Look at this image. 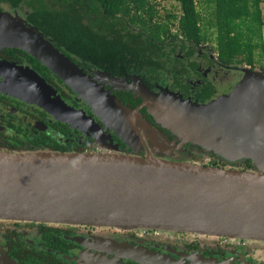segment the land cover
<instances>
[{"label": "water", "instance_id": "water-1", "mask_svg": "<svg viewBox=\"0 0 264 264\" xmlns=\"http://www.w3.org/2000/svg\"><path fill=\"white\" fill-rule=\"evenodd\" d=\"M0 47H20L50 66L97 114H103L127 142L145 130L156 147L181 149L191 143L229 162L250 159L249 169L193 160L141 156L120 151L58 152L0 150V220L89 224L118 229L157 227L198 235L264 240V72L246 67L234 89L208 102L137 80L143 101L133 109L77 67L34 25L18 13L0 10ZM49 107L57 118L74 122L62 99L23 91ZM147 107L172 139L142 118ZM105 246L129 257H157L116 241ZM141 256V255H140ZM0 264H18L6 251ZM117 264H127L123 261Z\"/></svg>", "mask_w": 264, "mask_h": 264}, {"label": "flooded vegetation", "instance_id": "flooded-vegetation-1", "mask_svg": "<svg viewBox=\"0 0 264 264\" xmlns=\"http://www.w3.org/2000/svg\"><path fill=\"white\" fill-rule=\"evenodd\" d=\"M0 10L18 13L27 23L34 25L27 20L31 12L28 5L14 6L0 0ZM83 24L92 26L99 34L104 33V27L98 21L86 20ZM176 24L177 20L172 25L173 34L178 32ZM37 29L77 67L83 69L92 81L127 107L135 109L143 101L134 89L138 79L159 91L156 84L151 86L136 71L122 67L123 64H119L118 68L117 64L111 65L104 56H99L102 65H98L79 47H69L65 35L54 36L48 31ZM172 42L195 45L190 54L195 68H190L186 86L177 89L185 97L208 102L230 93L244 75L242 65L222 63L209 42L196 44L181 34L177 38L170 35L166 43L168 48ZM205 45L208 50H203ZM178 50L179 57L185 58L188 48L180 47ZM225 69L230 77L218 81L219 73L225 74ZM232 69L236 71L230 74ZM23 91H42L50 101L62 99L73 109L76 121L65 122L57 118L49 107L25 99L21 95ZM140 113L170 138L175 137L156 124L145 106L141 107ZM144 132L141 130L142 140L127 143L105 116L97 114L92 105L48 64L20 47H0V150L120 151L141 156L149 153L155 155L156 147ZM164 149L174 154L177 160L213 163L209 155L188 144L181 149ZM108 241L131 245L137 249L136 253L141 248L149 249L160 259L173 261L174 264H264V240L258 239L198 235L157 227L118 229L89 224L0 220V248L19 264H117L120 261L127 264H164L140 253L141 256L134 255L136 258L121 253L118 255L105 246Z\"/></svg>", "mask_w": 264, "mask_h": 264}, {"label": "trees", "instance_id": "trees-1", "mask_svg": "<svg viewBox=\"0 0 264 264\" xmlns=\"http://www.w3.org/2000/svg\"><path fill=\"white\" fill-rule=\"evenodd\" d=\"M4 1L14 6H30L27 20L36 28L54 36L65 35L69 47H79L98 65H102L99 56H104L111 65L117 64L118 68L123 64L122 67L136 71L153 87L155 84L158 88V85L169 86L181 93L177 89L186 86L190 68H195V62L190 58L195 45L172 42L168 48L166 43L170 35L177 38L181 34L196 44L209 42L222 63L251 68L259 65L264 72L263 0ZM162 1L178 2L180 15L170 13L166 20L162 19L158 9V3ZM86 20L98 21L104 27V33L99 34L92 26L83 24ZM176 20L178 32L173 34L172 25ZM180 47L188 48L185 58L177 54ZM147 112L155 120L148 109ZM188 145L209 155L215 166L242 169L252 166L250 159L231 163L213 153H205L201 146Z\"/></svg>", "mask_w": 264, "mask_h": 264}, {"label": "rangeland", "instance_id": "rangeland-1", "mask_svg": "<svg viewBox=\"0 0 264 264\" xmlns=\"http://www.w3.org/2000/svg\"><path fill=\"white\" fill-rule=\"evenodd\" d=\"M6 7H8V5L5 4ZM261 8H262V13H263V19H264V0L263 2L261 3ZM158 9H159V13L161 14V18L166 20L167 19V15L170 14V13H176L177 15H179L181 13V9H180V4L176 1H162V2H159L158 3ZM263 35H264V29H263ZM201 48V47H200ZM203 50H208V46L205 45V47L203 46L202 47ZM215 53V52H213ZM243 66V71L246 67H249L248 65H242ZM256 69L258 70H261L259 68V65L256 67ZM236 69H232L230 74L232 73H235ZM223 72H225V74H221V72L219 73V77L217 78L218 81L221 79V78H226V77H230L229 72L225 69L223 70ZM245 74V72H244ZM222 75V76H221ZM244 76V75H243ZM243 78V77H242ZM241 78V79H242ZM225 81V80H224ZM227 81V79H226ZM225 81V82H226ZM145 133V132H144ZM146 135V133H145ZM147 136V135H146ZM154 146V145H153ZM156 151H155V155L156 156H160V157H163V158H168V159H175V155L170 153V151H166L164 148H161L160 146L156 145ZM0 252H3L4 253V250L0 248Z\"/></svg>", "mask_w": 264, "mask_h": 264}, {"label": "built area", "instance_id": "built-area-1", "mask_svg": "<svg viewBox=\"0 0 264 264\" xmlns=\"http://www.w3.org/2000/svg\"><path fill=\"white\" fill-rule=\"evenodd\" d=\"M207 163H209V162H207Z\"/></svg>", "mask_w": 264, "mask_h": 264}]
</instances>
